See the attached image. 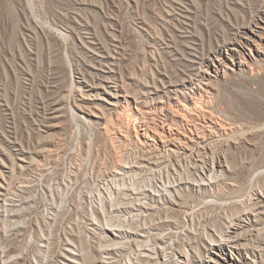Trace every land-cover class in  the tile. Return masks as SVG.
<instances>
[{"label":"rangeland","instance_id":"1","mask_svg":"<svg viewBox=\"0 0 264 264\" xmlns=\"http://www.w3.org/2000/svg\"><path fill=\"white\" fill-rule=\"evenodd\" d=\"M171 1L0 0V264H264L250 247L207 250L209 233L219 240L230 213L244 209L223 204L254 200L264 183V29L247 27L261 22L262 0ZM177 12L188 15L182 30ZM239 31L251 33L249 48L219 51ZM192 53L218 57L219 67ZM199 67L208 68L210 106L233 126L213 142L230 169L199 186L188 162L176 175L129 166L146 157L147 135L141 124L116 125L111 86L128 94L127 113L152 107L159 120L201 90L187 86ZM252 219L263 237L264 217ZM120 228L138 233L119 237ZM110 239L117 253L103 250ZM153 247L160 255L144 256Z\"/></svg>","mask_w":264,"mask_h":264},{"label":"bare ground","instance_id":"2","mask_svg":"<svg viewBox=\"0 0 264 264\" xmlns=\"http://www.w3.org/2000/svg\"><path fill=\"white\" fill-rule=\"evenodd\" d=\"M171 2H173L171 4L172 6H174V8L176 7L178 9H181L180 7H177L176 4H182L184 3V0H172ZM259 9L260 10L259 14L257 15V19L261 22H257L252 26H247L250 32L253 34L258 33L259 28L264 29V0H262ZM185 18H188V15L179 13V17L176 18L179 22L177 24L178 29L182 30V28H184L182 23H187ZM250 32L239 31L236 37L224 44H221V48L219 49V51L225 49L227 54L230 56H233L234 53L244 52V50L248 49L250 45ZM208 59L213 61V64L216 68L219 67L217 63H215L216 59L218 60V57L206 58L202 55H199L198 53H192L191 57V61H193L194 63H204L206 66L210 64V61L208 62ZM203 72H208V68L199 67L196 76L191 78V80H189V84L187 85L190 86L192 90L198 89V87L201 90H193L191 94L187 92L188 96H185L186 100L179 101L174 106L165 108L167 112L165 113L164 117H160L159 120L155 119V111L152 107L137 106V109L135 111H133L132 113H127L128 111L126 107L128 103V94L122 93V91L120 90L121 85L118 82H116L115 86H111V90L108 92L109 97L106 101L112 107H117L114 110V118L117 121L116 125L120 127L126 122L127 125L134 127L137 126V124H141L144 126L142 128L143 132L147 135V140H145L144 142L146 145L145 148H143V152L146 154V157L141 156V158L139 159H141L142 161L135 160L131 162L130 160V162H127L129 166L131 165V167H145L150 163V166H156L159 167V169H165L167 171V174L176 175L178 174V167H183L185 165V162H188L190 163L189 166L198 171V178L193 183L199 186H202V183L206 180H209L211 182V186L216 185L218 177H220L224 172V168L226 169L228 167L230 169L227 158L223 156V154L218 155L213 149V142L216 137H232L229 130H231L233 126L222 116L215 113L210 106V99L208 98V94L210 93L211 80L208 79L204 82L202 80ZM103 77V79L109 80L108 75H103ZM92 87L94 86L92 85ZM123 101L126 104L122 103ZM119 105L122 106L121 109ZM163 106L164 105H162V107ZM45 114H47V112ZM125 115H127V117ZM156 126L161 127V130L159 131ZM218 169H221V173L218 172ZM179 182L181 184L184 183L182 179L179 180ZM174 188H176L175 185ZM155 189L157 191H160L157 188ZM255 190L256 192L254 194H256L257 196L254 197V200H252V198L245 199L242 198L243 195H239L237 196L240 198L239 200L223 204V208H227L228 210L229 207L231 208V206H242L244 207V209L240 213H230L229 218H227L229 223L228 225H226V228L217 230V237H219V240L214 238V235L209 233V237L211 239V247L207 248V250H209V253L211 252L213 254L219 255L218 252H225V254H228L229 252L226 253V246L229 245L236 251L245 247H250L255 251H258L259 254H263L264 246L256 245L255 242L262 241L264 243V235L262 237L263 232L260 231V228H256L254 223H252V216H255L256 219L254 221L256 222H259L264 217V183L258 185ZM176 191L178 193V189H176ZM169 192L171 193V191ZM0 193L4 194L3 191H0ZM178 195L180 196L179 193ZM170 201L173 204H177L176 197H171ZM141 205L144 207L143 203ZM220 206H222V203H220ZM194 211L195 209L191 207V212H189V214L192 216V212ZM186 213H188V211H186ZM165 221L169 222L174 220L172 218H166ZM108 224L114 226L112 223ZM138 225L140 226V224ZM99 226L101 229H106L104 223L99 224ZM245 228L255 229L256 233L253 234V237H250L249 239L244 238L242 236L243 234L241 229ZM129 232L138 233L134 230L120 228L119 232L115 235L119 237H122L124 235L129 236ZM112 233L114 234L113 231ZM112 238L115 239L114 237ZM242 239L247 241H240ZM216 241L221 242L217 244L218 242ZM118 244H120L118 240L112 241L110 239L109 243L105 244L106 246H104L105 248H103V250L108 254L117 253V248H115L114 246ZM139 246L143 247V244H140ZM148 250H150V248ZM70 251L73 252V250ZM152 252L153 253L151 254H144V256H147L149 258H156L152 254H158L159 252L156 253L154 247L152 249ZM230 252L231 255L229 254V257H231V259L237 262L240 261L237 257V254L235 255L233 251ZM142 254V252L138 254L139 258L140 256H142ZM211 257H200L199 260L202 264H221ZM148 264L161 263L157 259H149Z\"/></svg>","mask_w":264,"mask_h":264}]
</instances>
